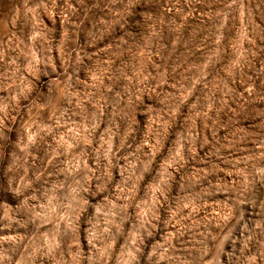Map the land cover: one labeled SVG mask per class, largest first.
Here are the masks:
<instances>
[{"label":"rangeland","instance_id":"rangeland-1","mask_svg":"<svg viewBox=\"0 0 264 264\" xmlns=\"http://www.w3.org/2000/svg\"><path fill=\"white\" fill-rule=\"evenodd\" d=\"M0 264H264V0H0Z\"/></svg>","mask_w":264,"mask_h":264}]
</instances>
